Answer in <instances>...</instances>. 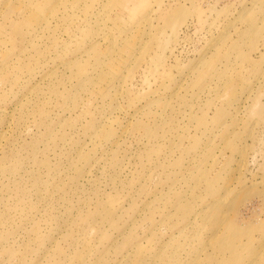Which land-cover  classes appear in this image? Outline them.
<instances>
[{"label": "rangeland", "instance_id": "obj_1", "mask_svg": "<svg viewBox=\"0 0 264 264\" xmlns=\"http://www.w3.org/2000/svg\"><path fill=\"white\" fill-rule=\"evenodd\" d=\"M0 264H264V0H0Z\"/></svg>", "mask_w": 264, "mask_h": 264}]
</instances>
